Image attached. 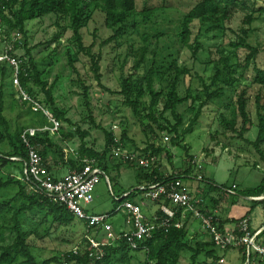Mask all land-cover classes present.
Segmentation results:
<instances>
[{
    "label": "trees",
    "instance_id": "1",
    "mask_svg": "<svg viewBox=\"0 0 264 264\" xmlns=\"http://www.w3.org/2000/svg\"><path fill=\"white\" fill-rule=\"evenodd\" d=\"M165 1L162 0V4L155 6L144 0L142 5L138 6L136 0H0V44H10V55L20 60L18 79L21 87L34 98H36V92H42L43 96L39 102L44 105L46 104L52 115L60 122L70 123V120L65 116L66 111L58 108L55 104L53 97L55 81L48 86L47 81L41 78L42 73L37 70L33 62L30 52L31 47L28 46L26 22L32 19L43 18L47 15H53L56 31L51 41L55 42L56 46H54L52 52L58 50L62 35L66 30L70 29L71 37L67 41L75 47L76 51L87 57L89 69L93 74L97 86L104 91L113 92V90H110L101 82V52L93 51V46L98 38L97 31L95 28L93 29L91 32L93 40L90 44L85 45L83 43L82 29L92 20L95 12L101 13L104 27L110 30L111 33L108 37L99 41V47L108 45L111 42L115 43L114 47H116L120 44L118 39L129 34V29L136 32L140 21L146 22L157 10L166 7ZM236 9L243 12L240 32H235L234 39L232 38L224 44L220 43L207 49L205 64L212 66L213 74L211 75L210 82L207 83L203 76L194 73L200 82L197 92L192 91L191 87L187 85L184 95L181 96L179 94L178 86L181 78L183 80L190 79L193 74L190 67L184 63L178 64V59L173 57L171 52L167 56H164L163 59L158 60L157 52L154 50L152 59L148 62V58L146 57L150 45L148 34L143 33L141 35L143 38L141 46L137 48L132 44L127 46L121 60L120 70L124 63L130 59L132 62V66L130 67L132 72H129L126 76L120 74L117 92L122 97L123 103L141 121L145 133L153 135L152 138L149 137L150 139L147 141L146 146L139 151V154L151 153L155 156L160 155V152L166 148L160 144H156V139L163 140L164 135L170 134V142L174 145H180L185 154L188 155L187 147L182 144V136L191 131L193 125L201 115L202 107L214 98H221L224 95L225 87L235 89L240 85L239 90L235 92V96L228 104L231 118H226L222 114L220 117L228 129L236 133L235 135L238 138L250 144L260 157L264 158V148H262L264 142V63L263 65L257 63L259 55H262L264 58V42L260 45H251L247 41L252 21L264 13V0H196L180 21L179 30L176 33L177 41L181 46L190 50V57L193 62H196L198 60V53L204 49L197 36L200 27H198V31L195 34L192 30L195 21L200 24L209 22L217 25L232 18ZM154 36L159 37L158 34H154ZM18 48L24 49L23 54L16 53ZM239 50H244V55L241 58L238 57ZM66 54L72 71L77 72L72 55L69 51H66ZM116 57L120 58V56ZM248 73L251 74L250 83H241V78L238 75L245 78V75ZM10 76L11 69L7 63H1L0 142L6 140L10 148L5 152L0 150V229H10L13 233V239L5 244L0 243V264H130L132 259L131 251L145 252V259L139 264H177L183 251H190V264H198L200 256L202 258L200 264H220V259H223L224 253H217L215 249L216 245L207 232L205 234L209 237L208 239L199 238L197 234H194L191 238L187 237L189 220L196 218L188 213L185 218L181 219L182 208L162 197L152 199L157 207L152 214L144 216L148 221L157 222L163 220L167 223L166 225H159L152 231L149 237L136 240L135 247L131 246L127 237L123 236L124 231H119L118 234L121 237L104 245L101 256L90 255L91 249L87 236L93 230L95 233H99V230L94 229V227H88L84 219L77 218L64 204L53 201L44 190L34 188L35 183L23 172L24 165L27 162L28 145L38 150L43 165L48 172L51 167L48 164L50 160L47 159V149L49 147L58 150V162H62L68 171L81 169L85 163L83 162L84 158H94L97 166L104 171L105 175H107L109 161L112 158L117 159L118 162L112 164L111 169L119 168L121 165L133 167L137 177L136 187L124 190L120 195H117L116 197H121V200H117L114 210L107 213L108 215L116 212L121 202L125 200L139 205L137 198L141 195L147 198L144 195V189L149 184L164 183L170 179H179L183 182V179L188 178L191 172H193L192 168L195 165V161L192 156L188 155L190 162L185 170L164 174L160 170L158 160L151 167L143 168L133 162L113 157L111 148L114 136H118L124 146V140L129 139L127 130H123L119 135L115 134L112 129L107 130L100 124L95 123L91 114L88 117L91 124L95 128L102 129L104 132V145L101 150L93 146H87L83 139L88 135V131H80L79 128L76 131L79 133L82 141L78 148V158L76 159L65 158L63 149L53 144L48 131H38L34 136H28V144H26L20 135L25 127L16 129L11 133L9 124L3 115L5 87L8 85L12 87L13 92L11 93L16 97ZM157 79L160 83L165 82V89H154ZM76 81L82 87L83 98L85 104L88 105L87 91L89 86L79 76ZM250 84H255L258 87L253 98L255 121H252L248 111L249 98L247 91ZM33 86L38 88L36 92L33 91ZM145 96L149 97L147 105H144L142 102ZM160 96L163 97L162 107L158 109ZM186 101L189 102L193 115L189 118L185 128L180 129L182 114L178 113L177 107ZM23 104L26 105L25 103ZM254 124L256 126V136L254 140H249L244 137V134ZM57 133L62 134L65 139L70 140L72 138V134L63 132L61 126ZM159 133L167 134L160 136ZM38 146H41V148ZM166 153L168 157H171L168 149ZM53 163H57V160H53ZM12 166L19 169L21 176H17L12 171ZM196 174L197 172L191 178L195 177ZM200 175L201 178L199 180H203V175L201 173ZM206 182L209 185V189L217 191V196H210L212 208H217L222 200H229L230 205H235L239 197L264 196V171L257 185L244 187L239 190L236 187L234 194L225 191L228 187L223 185L218 186L211 179H207ZM140 186L144 188L141 189L139 188ZM10 190L14 192L11 194ZM161 199L164 200L162 201ZM251 200L248 209L237 219L234 217H221L214 213L213 209L211 210L207 205L205 208L201 203L199 205L202 211L213 214L218 227L222 228L229 221H237L245 216H249L257 204H262L264 211V199ZM161 203L175 210V215L172 218H167L160 210ZM36 211L42 212L43 218L33 221V215ZM48 216L51 218L52 223L61 226H69L75 219L83 221L87 230L83 232L82 248H78L75 253L71 249L60 255L55 254L45 259H39L32 251L30 237L42 238L44 236L40 234L38 227L47 220ZM179 220L182 221V225L176 227L175 223ZM26 221H30V223L27 224ZM46 234H49V232L47 231ZM263 234L264 227L260 232V235ZM233 248L235 247L221 250L224 252ZM238 250L242 261L240 264L246 263V260L247 264H250L251 254L247 256L243 246H240ZM258 262L259 264H264V259H258Z\"/></svg>",
    "mask_w": 264,
    "mask_h": 264
},
{
    "label": "rangeland",
    "instance_id": "2",
    "mask_svg": "<svg viewBox=\"0 0 264 264\" xmlns=\"http://www.w3.org/2000/svg\"><path fill=\"white\" fill-rule=\"evenodd\" d=\"M137 5L141 6L144 0H136ZM148 3L158 6L162 4V0H147ZM164 2V1H163ZM196 0H166V7L157 10L146 22L140 21L138 30L131 31L129 34L119 38L120 43L114 47L115 43L111 42L108 45L99 47V41L108 37L111 33L110 30L104 27L103 16L99 12H95L91 21L85 28L82 29L83 43L88 45L92 42L91 32L95 28L97 31V40L93 46V51L101 52V82L104 86L108 87L113 92L104 91L97 86L93 74L89 69V62L87 57L82 53L76 51L67 39L71 37V30L68 29L60 39V46L56 52H52L55 42L51 38L56 31L54 25V16L47 15L43 18L28 20L26 22L28 46L31 47V55L33 62L39 72L42 73L41 78L47 81V85H51L55 81L53 88V97L55 104L58 108L66 111V117L69 122L61 121V130L72 134L70 140L65 139L62 134H50L53 144L62 148L65 158H78V148L81 144V138L76 131L87 130L83 141L87 146L101 150L104 145V132L102 129L95 128L89 121V114L92 115L95 123L100 124L105 129H112L115 134H120L123 130H127L129 139L124 140V147L139 153L147 144L149 137L143 130L141 121L134 116L132 110L123 103L122 97L118 94L119 89V76H126L132 72L130 67L132 62L128 59L122 69L120 70L121 60L128 45H133L135 48L142 45V34H148L150 45L149 51L146 55L148 62L152 59L153 51L157 52V59H163L171 52L173 57H176L177 63H184L191 68L193 76L190 79L183 80L181 78L178 92L181 96L184 95L187 85L191 90L197 92L199 90V79L196 73L203 76L207 83L210 82L213 68L211 65H206L207 49L212 48L220 43L224 44L230 39L235 38V32H240L242 26L241 20L243 12L236 9L232 18L227 19L225 22H220L217 25L209 22L199 23L196 22L192 26V30L198 31V40L203 46V51L197 55V61L193 62L190 57V50L181 46L177 41L176 33L179 30V24L183 15L194 5ZM162 31V32H161ZM164 32V33H163ZM158 34L159 37H155ZM247 41L251 45H260L264 42V13L259 15L257 19L252 21L249 27V36ZM3 44H0V48ZM66 51L72 55L74 67L77 72H73L68 63V56ZM24 49L18 48L16 53L23 54ZM244 55V50L238 51V57ZM120 56V58L116 57ZM234 61V59H232ZM257 63L263 65L264 58L262 55L258 56ZM195 73V74H194ZM78 76L83 79L86 85L89 86L87 91L88 105L85 104L82 87L76 81ZM241 78V83H250L251 74L245 75ZM75 80V81H73ZM8 85V84H7ZM240 86V85H239ZM233 89L232 87H225L224 95L221 98H214L207 102L201 109V115L197 122L193 125L191 131L182 136V144L187 147V154L192 156L195 161L193 165V172L188 178L183 179V183L187 186L189 191L201 198V204L205 208L207 205L211 210L212 203L210 196H217V191L209 189L206 182L211 179L214 184L220 186L230 187L232 183L236 184L239 189L244 187H253L258 184L264 171V158L255 151V149L241 138H238L230 129H228L222 122L220 115L226 118H231L230 109L228 104L235 96V92L240 87ZM165 89V82L160 83L157 79L154 84L155 90ZM257 85L250 84L248 88V111L252 121H255V104L254 95L257 90ZM4 91V104L3 115L6 118L10 132L13 133L16 129L21 127H43L47 124L40 111H35L28 105L21 103L11 92L13 88L9 85L5 87ZM37 87L33 86V91L36 92ZM42 92H36V99H42ZM163 97H159L158 109L162 107ZM144 105L149 102V97L145 96L142 99ZM48 109L49 107L45 104ZM178 113L182 114V124L180 129L185 128L189 118L193 113L189 107V102L186 101L177 107ZM168 115V113H166ZM238 126V125H237ZM151 134V132H149ZM167 133H159L160 136ZM169 139L159 140L156 139V144L164 146L157 156L160 164V170L164 174L169 172L185 170L190 162L188 155L185 154L180 145H174L170 142V134H167ZM256 136L255 124L251 126L250 130L244 134V137L249 140H254ZM41 148V146H38ZM9 143L4 140L0 142V150L3 152L9 150ZM264 148V142L262 144ZM170 152L171 157H168L166 151ZM47 159L50 160L48 164L51 165L49 172L54 177H61L68 169L62 163L58 162L59 152L53 147L47 149ZM57 160V163H53ZM118 160L112 158L109 161V169L106 181L104 176H101L99 181L94 185L92 190V201L88 204L83 203L82 207L87 214L110 213L114 210L118 198L124 190L135 188L137 185V177L133 167L121 165L119 168L111 169V165L117 163ZM202 165L199 173L203 175V180L191 178L193 174L198 172L196 165ZM195 166V167H194ZM12 171L21 176L19 169L11 167ZM1 172V170H0ZM3 172V170H2ZM109 183V184H108ZM14 191L10 190L12 194ZM263 196L244 198H237L235 205H230L229 200L220 201L216 214L221 217H234L240 218L239 214L245 208L248 209L251 204V199H257ZM137 198V197H136ZM260 200V199H259ZM137 201L142 209V213L149 216L156 209L157 205L154 200L144 196H138ZM123 204V202H121ZM221 209H223L221 211ZM251 223L253 227L264 224V211L262 204H257L250 212ZM34 220L43 218V213L36 211L33 215ZM125 212L123 206L116 212L110 215L107 222L111 223L112 229L115 233L128 229L125 224ZM27 222V221H26ZM239 220L229 221L224 224L229 228H234ZM30 223L27 222V224ZM33 223V222H32ZM188 238L197 234L199 238L208 239L199 219L191 218L188 223ZM42 238L31 236L30 243L32 244V251L39 259H45L55 254L60 255L63 252L73 249L75 246L82 248V236L86 231L83 221L75 219L69 226H61L52 223L51 218L48 216L47 220L41 223L38 227ZM49 234H46V232ZM103 232L100 234L95 233L94 230L87 237L103 238ZM264 239V236L262 235ZM13 233L8 228L0 229V243H8L12 241ZM239 247L222 252L219 247H215L217 253L223 254V260L220 264H240L241 258L239 256ZM132 259L130 264L142 263L145 259L144 251H131ZM257 257L251 254L250 264H259ZM202 260L201 256L198 259V264ZM190 251H183L180 254L177 264H190ZM246 264V263H244Z\"/></svg>",
    "mask_w": 264,
    "mask_h": 264
},
{
    "label": "built area",
    "instance_id": "3",
    "mask_svg": "<svg viewBox=\"0 0 264 264\" xmlns=\"http://www.w3.org/2000/svg\"><path fill=\"white\" fill-rule=\"evenodd\" d=\"M1 44L3 46L0 48V64L5 62L11 69L10 79L16 92V98L21 103L30 106L32 110L40 111L47 121V124L40 128H24L20 134L21 138L28 144V136H34L38 131H48L49 134H55L60 128L61 122L52 115L51 111L44 104L40 103L38 99L34 98L21 87L18 79L20 60L10 55V44ZM163 139L167 140L169 137L164 135ZM111 154L113 157L133 162L143 168L151 167L157 160V156L151 153L139 154L136 151L126 149L118 136H114L113 138ZM83 162L85 163L81 169L68 171L57 178L46 171L38 150L28 145L27 162L24 165L23 172L35 183V189L44 190L53 201L64 204L77 218L84 219L88 227H94V229L103 232V238L87 237L91 249L90 255L99 257L103 254L102 247L119 239L121 235L115 233L111 223L107 222L110 215L107 213L87 214L83 209V203L88 204L92 201V190L100 177L104 176L106 181H109L104 171L97 166L94 158H84ZM196 168L198 172L194 179L199 180L201 178L199 173L201 165L197 164ZM139 188L143 189L144 187L140 186ZM235 189L236 185L232 183L225 191L234 194ZM144 195L151 199L162 197L171 201L174 205L180 206L182 208L181 219L185 218L188 213L199 219L204 231L208 233L215 245L220 249L243 246L247 256L253 254L259 259H264V239L260 237L261 227L252 230L249 217L245 216L239 220L234 228L227 226L219 228L214 215L200 209L201 198L194 196L181 180L170 179L164 183L149 184L144 189ZM164 199L161 200L163 201ZM119 200H121V197L118 198ZM122 202L123 204H120L117 210L123 206L126 216L125 224L129 227L123 230V236L127 237L133 247L136 246V240L149 237L157 226L167 224L163 220L157 222L148 221L142 213L140 205L129 200ZM160 210L167 218H172L175 215V210L164 203H161ZM181 225V220L175 223L176 227H180ZM77 250V246L72 249L74 253ZM222 260L220 259V262Z\"/></svg>",
    "mask_w": 264,
    "mask_h": 264
},
{
    "label": "crops",
    "instance_id": "4",
    "mask_svg": "<svg viewBox=\"0 0 264 264\" xmlns=\"http://www.w3.org/2000/svg\"><path fill=\"white\" fill-rule=\"evenodd\" d=\"M67 172H68V171H67ZM217 207H218V206H217ZM221 210H222V209H221ZM245 210H246V208H245L243 211H241V213L239 214V216L243 215V213H244ZM216 211L218 212V210L214 208V213H216ZM248 217H249V220H250V226H251L252 230H253V229H256V228H260V227L263 228V227H264V224H260L259 226L253 227V226H252V223H251L250 215H249ZM98 234H100V231H99ZM263 236H264V234H263ZM260 237L262 238V235H260ZM262 239H263V238H262Z\"/></svg>",
    "mask_w": 264,
    "mask_h": 264
},
{
    "label": "water",
    "instance_id": "5",
    "mask_svg": "<svg viewBox=\"0 0 264 264\" xmlns=\"http://www.w3.org/2000/svg\"><path fill=\"white\" fill-rule=\"evenodd\" d=\"M259 199H264V196H263V197H259L258 200H259Z\"/></svg>",
    "mask_w": 264,
    "mask_h": 264
}]
</instances>
